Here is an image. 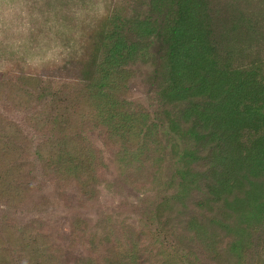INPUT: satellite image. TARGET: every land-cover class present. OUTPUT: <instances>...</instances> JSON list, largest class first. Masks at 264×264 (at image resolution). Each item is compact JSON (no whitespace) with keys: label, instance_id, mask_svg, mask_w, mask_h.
<instances>
[{"label":"trees","instance_id":"1","mask_svg":"<svg viewBox=\"0 0 264 264\" xmlns=\"http://www.w3.org/2000/svg\"><path fill=\"white\" fill-rule=\"evenodd\" d=\"M136 1L99 33L89 64L66 67L84 86L70 88L66 74H19L16 102H33L49 131L72 144L63 171L84 181L86 192L107 172L93 148L97 136L108 151L128 157L135 183L154 184L162 175L164 197L137 213L157 226L168 259L264 264V0ZM134 67L149 73L159 106L153 117L123 97ZM58 124L64 127L53 128ZM24 126L7 133L9 142L0 138V201L9 204L24 192L16 186L17 160L30 159ZM38 155L42 165L50 157ZM45 165L55 172L51 160ZM75 225L87 241L98 240V263L147 264L136 255L130 227L117 234Z\"/></svg>","mask_w":264,"mask_h":264},{"label":"rangeland","instance_id":"2","mask_svg":"<svg viewBox=\"0 0 264 264\" xmlns=\"http://www.w3.org/2000/svg\"><path fill=\"white\" fill-rule=\"evenodd\" d=\"M136 5V0H0V138L9 142L7 133H17L25 125L30 156V166L28 160H17L22 177L16 186L24 191L19 202L0 201V264H100L98 240L83 237L82 228L75 225L79 220L85 221L87 229L103 227L106 233L124 234L130 227L135 235L131 241L139 245L135 254L145 257L142 260L147 264H188L179 257L168 259L157 226L137 213L139 207L152 209L164 197L162 175L154 184L135 183L128 157L108 151L105 140L97 136L93 148L102 155L107 172L86 192L83 180L82 184L75 174L63 171L68 161L62 157L68 156L72 144L61 143L58 135L49 131L52 126L43 123L46 113L33 102L26 106L16 102L19 74L59 77L66 74L71 62V68L89 64L101 44L99 33L113 27L116 16L123 17L124 10ZM134 68L135 78L123 97L153 117L159 106L149 73L147 68ZM66 75L67 81L72 80L70 88L84 86L85 80L76 70ZM35 115L39 119L33 123ZM23 140L15 137L20 145ZM137 143L141 144L139 137ZM39 150L50 156L45 164L51 160L54 173L42 165ZM15 151L22 150L15 147ZM164 179L170 180V174Z\"/></svg>","mask_w":264,"mask_h":264}]
</instances>
